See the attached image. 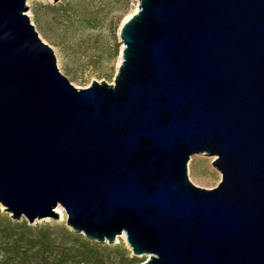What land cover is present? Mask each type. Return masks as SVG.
<instances>
[{
    "label": "water",
    "instance_id": "95a60500",
    "mask_svg": "<svg viewBox=\"0 0 264 264\" xmlns=\"http://www.w3.org/2000/svg\"><path fill=\"white\" fill-rule=\"evenodd\" d=\"M0 0V207L141 264H264V0H137L112 84L74 87ZM57 1V0H54ZM215 157L211 190L187 177Z\"/></svg>",
    "mask_w": 264,
    "mask_h": 264
},
{
    "label": "rangeland",
    "instance_id": "374dc122",
    "mask_svg": "<svg viewBox=\"0 0 264 264\" xmlns=\"http://www.w3.org/2000/svg\"><path fill=\"white\" fill-rule=\"evenodd\" d=\"M25 5L38 37L51 48L59 72L74 87L84 89L93 81L112 84L122 49L120 28L137 0H27ZM214 159L203 154L190 157L187 177L194 186L217 187L220 174L211 165ZM65 220L62 211L57 220H37L33 225L65 226ZM103 245L109 249L122 245L132 257L121 237L113 245ZM138 259L143 262L147 257Z\"/></svg>",
    "mask_w": 264,
    "mask_h": 264
},
{
    "label": "trees",
    "instance_id": "16d2710c",
    "mask_svg": "<svg viewBox=\"0 0 264 264\" xmlns=\"http://www.w3.org/2000/svg\"><path fill=\"white\" fill-rule=\"evenodd\" d=\"M117 49L115 50V53ZM122 246L112 249L64 225H28L0 213V264H141Z\"/></svg>",
    "mask_w": 264,
    "mask_h": 264
},
{
    "label": "bare ground",
    "instance_id": "6f19581e",
    "mask_svg": "<svg viewBox=\"0 0 264 264\" xmlns=\"http://www.w3.org/2000/svg\"><path fill=\"white\" fill-rule=\"evenodd\" d=\"M136 12H137V7H136V9H135V10H134L129 16H127L126 19L130 18V17H131L133 14H135ZM119 63H120V60H119ZM119 63H118V65H119ZM56 213H57L58 215L62 216V209L58 207V208L56 209ZM121 238L124 239L123 236H121ZM116 242H117V240H116Z\"/></svg>",
    "mask_w": 264,
    "mask_h": 264
}]
</instances>
